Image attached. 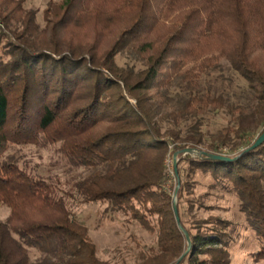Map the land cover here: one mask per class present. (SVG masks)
<instances>
[{
    "label": "trees",
    "instance_id": "obj_1",
    "mask_svg": "<svg viewBox=\"0 0 264 264\" xmlns=\"http://www.w3.org/2000/svg\"><path fill=\"white\" fill-rule=\"evenodd\" d=\"M43 21L22 0H0V204L10 210L0 264H113L74 210L95 203L155 234L136 264H175L185 253L176 215L191 241L178 264H231L238 224L180 207L199 174L207 191L237 202L256 243L250 258L264 264V142L243 152L264 131V0H62ZM220 59L245 82L243 99L192 88L194 72ZM171 88L177 107L162 113ZM27 145L55 147L67 178L9 152ZM170 145L179 152L175 197L165 188Z\"/></svg>",
    "mask_w": 264,
    "mask_h": 264
},
{
    "label": "rangeland",
    "instance_id": "obj_2",
    "mask_svg": "<svg viewBox=\"0 0 264 264\" xmlns=\"http://www.w3.org/2000/svg\"><path fill=\"white\" fill-rule=\"evenodd\" d=\"M22 1L23 7L26 10L33 11L37 24L43 27V13L45 10L51 5L59 4L62 0ZM115 61L119 66L124 64V58L122 55H117ZM215 63H217V69L206 68L203 74H200L199 71L194 72V74L198 77H195V80L191 83L192 88L197 91L200 89L203 91L209 90L211 92L231 91L235 92L239 99H243V96L247 94L245 82L239 76L232 74L228 67V63H226L224 59H220ZM228 78L231 79V85L228 84ZM181 86L184 87L186 85L183 83ZM177 90H175V88H171L169 98L166 99V101L164 100L162 102L163 107H160V111H162V113L169 112L177 107L178 97H176L175 93ZM129 100L134 103L133 98H129ZM210 119V124L213 123L216 126H221V121L213 119L212 116ZM163 125L166 127L170 126V124L165 122ZM210 128L214 129L215 127L210 126ZM254 135L255 134H251L248 136L247 140H252ZM172 151L173 146L170 145L169 152L163 160V165L168 174V180L165 188L172 193L173 197H175L174 194L176 195V189H179L180 183L174 169V154L176 152L172 153ZM9 152L16 153V155L21 156L22 159L30 162L32 165L37 164L43 166L44 168L47 167L52 173H57L67 178L66 172L62 173L63 169L54 166L59 157L58 153H56L55 147L48 146L47 148L40 149L32 145H27L12 148ZM177 156L176 168L178 161ZM185 165L186 164L184 163H179L182 170L186 169ZM80 172V170H76L70 173V175H75ZM185 178L186 177L182 174V179ZM187 191L192 195L183 199L182 205L180 206L182 207V211H184L185 215L188 210L187 204L189 203L188 205L190 206L193 204L194 208L192 213L197 216V218L207 219L210 216H214L227 219L231 221L232 225H234V223L238 224L239 232H241V240L240 242H237V248L231 250V264H262L255 262L252 258H250L249 253L256 248L255 239L252 234L245 229L241 213L238 212L237 209V202L231 196L223 198L219 194L220 191H207L204 179H202L200 174L192 177ZM211 194L213 195L207 198ZM200 204H203L204 208L199 207ZM104 207L105 204L95 203L77 205L74 207V210L81 222L87 227L88 236L95 244L100 258L109 260L113 264H136L134 261L136 252L139 248L153 246L156 241L155 234L147 232L133 222H124L122 217L119 215L105 214ZM9 212L10 210L6 205L0 204V222L6 221ZM184 219L186 221L189 220L187 216H184ZM238 244L240 245L238 246ZM29 256L30 260L34 263L41 258V255L33 249L29 251Z\"/></svg>",
    "mask_w": 264,
    "mask_h": 264
},
{
    "label": "water",
    "instance_id": "obj_3",
    "mask_svg": "<svg viewBox=\"0 0 264 264\" xmlns=\"http://www.w3.org/2000/svg\"><path fill=\"white\" fill-rule=\"evenodd\" d=\"M264 142V131L263 133L257 137V139H255V141L252 143V145H250L247 149H245L243 152H246V151H249V150H252V149H255L256 147H258L260 144H262ZM180 152L184 153V154H189L191 155L192 157H201L202 155H205L207 157H210L211 159H218V160H223V161H230V160H233V159H236L237 157H234L233 159L229 158V157H226V156H222V155H216V154H211L209 152H205V151H202V150H195V149H192V148H185L183 150H181ZM178 152H176L174 154V169L176 171V156H177ZM178 186H179V183H178ZM177 186V187H178ZM177 190V189H176ZM175 196V194H174ZM173 207H174V212L175 214H177V209H176V200L174 199V204H173ZM176 221L178 223V227L179 229L181 230V232L183 233V235L185 236L186 238V242H187V248H186V251L185 253H183L179 259L176 261L175 264H178L179 261L184 257V255L190 250V247H191V241H190V238H189V235L187 233V231L179 224V218L177 217L176 215Z\"/></svg>",
    "mask_w": 264,
    "mask_h": 264
}]
</instances>
